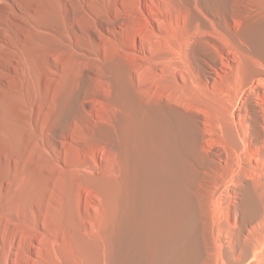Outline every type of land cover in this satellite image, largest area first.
Masks as SVG:
<instances>
[{
  "label": "bare ground",
  "instance_id": "6f19581e",
  "mask_svg": "<svg viewBox=\"0 0 264 264\" xmlns=\"http://www.w3.org/2000/svg\"><path fill=\"white\" fill-rule=\"evenodd\" d=\"M0 264H264V0H0Z\"/></svg>",
  "mask_w": 264,
  "mask_h": 264
},
{
  "label": "rangeland",
  "instance_id": "374dc122",
  "mask_svg": "<svg viewBox=\"0 0 264 264\" xmlns=\"http://www.w3.org/2000/svg\"><path fill=\"white\" fill-rule=\"evenodd\" d=\"M226 1H228V0H226ZM227 4H228V2H227ZM101 158H102V159H101ZM101 158H100V160H102L103 165H105L104 162H106V161H105L106 156L102 155ZM103 165H102V166H103ZM102 166L100 165L99 167H102ZM101 170L103 171V167H102V169L99 168V171H101ZM102 171H101V172H102ZM87 194H88V197H90V198L93 197V196H92L93 194H91V193H87ZM93 198H94V197H93ZM199 236L201 237V238H199V239L201 240V239H202V235H199Z\"/></svg>",
  "mask_w": 264,
  "mask_h": 264
}]
</instances>
